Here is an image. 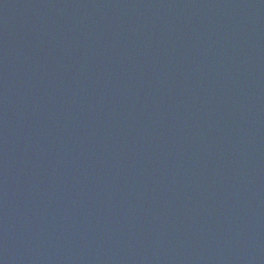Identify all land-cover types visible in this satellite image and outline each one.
Wrapping results in <instances>:
<instances>
[{"label": "water", "instance_id": "1", "mask_svg": "<svg viewBox=\"0 0 264 264\" xmlns=\"http://www.w3.org/2000/svg\"><path fill=\"white\" fill-rule=\"evenodd\" d=\"M0 264H264V0H0Z\"/></svg>", "mask_w": 264, "mask_h": 264}]
</instances>
